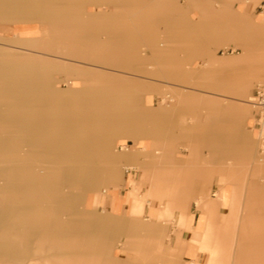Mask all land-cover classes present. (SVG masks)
Returning a JSON list of instances; mask_svg holds the SVG:
<instances>
[{
	"label": "rangeland",
	"instance_id": "obj_1",
	"mask_svg": "<svg viewBox=\"0 0 264 264\" xmlns=\"http://www.w3.org/2000/svg\"><path fill=\"white\" fill-rule=\"evenodd\" d=\"M180 1L170 0L168 6L160 11L163 16L159 19L157 32L152 35L160 40L137 44L140 61L135 62L136 66L130 70L124 65V55L112 57L110 63L102 64L85 55H72L70 50L61 49V38L65 36L61 29L57 30L53 23L51 26L45 22L40 26L38 24L47 12L40 11V8L46 5L54 8L56 4H62L61 1L0 0V35H15L14 39L0 38L4 46H10L0 52V264H108L109 256L116 252L125 257L122 264H141L143 256L135 257L134 252L125 251L122 247L127 236L135 235L128 222L132 217L128 215L118 220L110 218L105 214L108 212L105 204L88 209L83 202L88 181L96 185L100 180V168L104 167L97 151L98 139L110 132L111 125H117L118 117L113 112L118 109L111 107L114 98L109 97L108 91H115L116 96H122L127 89L124 85L134 82L159 88V91L138 92L141 107L148 106V99L157 106L172 107L168 118L158 120L164 132L169 126L174 128V124L180 129L188 127L191 132L198 130L200 134L204 133L205 127L209 133L213 124H229L227 129L224 127L223 133L232 136L223 141L218 138L214 141H196L188 136L179 139L178 143L149 144L150 155L144 159V163L123 164L122 171L135 173L137 169L149 173L151 158L159 156L165 159L163 164L174 168L178 160L188 158L184 150L194 149L204 161L202 159L191 165H208L207 174L215 173V168H218L223 173H232L239 182L247 179L260 191L261 205L264 206V95L263 98L259 95V91L264 94V49L253 48L261 45L258 42L262 36L242 35L250 40L244 46L238 44L222 48L211 43L210 49L217 56L226 58L248 53V57L238 66L217 69L201 80L207 61L195 54L194 46L197 43L188 38L190 34L187 29L185 33L176 32L178 28L175 29L173 25L176 20L174 12H185L190 15L192 22L203 13L199 5L216 3L215 0H184L182 4ZM145 3V0H79L78 7L84 14L127 11L133 15L146 9ZM110 15V33L116 37L121 29L114 13ZM28 19L32 22V31L26 35L19 24ZM51 19L54 21L53 16ZM10 20L17 25L9 24ZM92 29L95 35L106 36L102 32L105 27L101 25H95ZM66 36H70V33ZM167 38L171 41H167ZM150 45L170 46V52L176 55L172 56L170 69L158 63L154 50L148 48ZM98 54L96 51L93 55L95 57ZM64 65L71 69H63ZM87 77L95 80L85 81ZM103 77H110V86L104 85ZM242 85L248 94L241 97L235 92ZM182 89H198L203 104L195 109H176L181 102L173 91ZM211 98L224 106L239 101L238 98L248 104L251 117L244 122L242 130L250 131L254 143H243L238 137L242 130L231 128L234 124L229 114L224 112L225 109H209L205 101ZM88 109L93 112L87 114ZM90 117H102L104 120L94 121ZM158 122L157 119L154 121L155 131ZM145 124L143 130L149 134L152 123ZM146 137L149 143L150 135ZM121 139H118L117 149L123 147V142L124 146L134 149L127 145L130 140L127 136ZM90 141H94L96 146L95 151L88 154L84 146ZM73 144L75 146L71 148ZM144 182L149 184L145 192H142V184L134 190L136 199L142 205L141 210H135L134 213L138 218L167 226L171 234L176 226V217L171 213L166 193L169 189H175L179 194L187 188V183L167 186L165 180L162 185L152 186L150 176L145 177ZM207 191L211 193V187ZM221 197L227 198L226 193ZM260 212L257 219H247L249 223L252 219L260 222L258 227L251 228L255 230H252L255 239L245 244L243 264H264V210ZM219 217L220 214L214 219L218 220ZM119 220L127 222L120 229L128 231L124 234L120 230L116 241L117 232L113 225ZM164 221H167L166 224ZM110 228L113 233L109 241L103 244L105 252L93 258L96 238L108 234ZM144 235L143 232L138 234ZM158 237L156 233L152 235L146 264L165 263L167 249L172 242L167 239L165 248L159 250ZM188 260L185 257L184 264ZM110 262L120 264L113 258Z\"/></svg>",
	"mask_w": 264,
	"mask_h": 264
},
{
	"label": "crops",
	"instance_id": "obj_2",
	"mask_svg": "<svg viewBox=\"0 0 264 264\" xmlns=\"http://www.w3.org/2000/svg\"><path fill=\"white\" fill-rule=\"evenodd\" d=\"M44 1H61L62 3L60 5L56 4L54 8L52 5V7L46 5L42 9L40 8V11L44 10L47 12L44 16L42 15L44 19L38 22L39 26L42 22L47 23L49 26L53 23L57 30L59 28L61 29V33L65 35L61 38V43L63 44L60 47L61 49L70 50L72 55H85L87 58H93V61L102 64L110 63L112 57L115 58L117 55H124L126 57L124 65L131 70L136 66L135 62L140 61L137 52L139 46L137 44L143 41L151 43L160 40V38L152 35L157 32V27H159L160 23L159 19L163 16L160 11L165 9L167 2L170 0H145L146 3L144 6H146V9L135 12L133 15L127 11L87 12L84 14L79 10V0ZM180 2L182 4L184 0ZM215 3L216 5L212 3L199 5V10L203 13L198 15L195 21L193 20L192 22L190 15H186L185 12H174L176 20L173 22V25L175 29L178 28L176 32L185 33V29H187V32L190 34L188 38L197 43L194 46L196 49L195 54L204 57L207 61L201 75L202 78H200L201 80L215 73L217 69L238 66L248 57V53L226 58L217 56L210 49L211 43L218 44L222 48H229L231 45L235 47L238 44L244 46L250 40L248 37L246 38L242 35L258 34L262 36V39L258 42L261 45L254 46L253 48L264 49V0H215ZM111 13H114L115 18L118 19L117 21L121 29L116 37L110 33ZM52 16L54 17V21L51 19ZM123 18L124 21H122ZM126 18H130L131 20L127 21L125 20ZM196 21L198 22L197 24ZM130 23L131 25H129ZM9 24H13V26L17 25L15 21L11 20ZM123 24L125 25L123 26ZM19 25L23 27L24 34L29 35L31 33L32 30L30 27L32 22L30 19L22 21ZM95 25L105 27L102 32L106 36L99 37L95 35L96 32L92 29ZM190 27H194V29L190 30ZM75 28L79 30L77 31ZM67 33H70V36H66ZM141 34L150 35V37H143ZM14 37L15 35L13 37L0 35L2 39H14ZM166 40L171 41L170 38ZM4 45L2 40H0V52L4 48H10L9 45ZM148 48L154 50V56L159 64L161 63L163 67L165 66L164 68H171L172 56L175 57L176 55L170 52V46L150 45ZM96 51L99 54L94 57L93 54ZM65 62L68 63L71 61ZM166 65L170 66L167 67ZM62 68L71 69V67L66 65L62 66ZM91 80L95 79L90 77L85 79V81L89 82ZM103 82L104 85L110 86V77H103ZM124 86L127 89L124 91V95L119 97L116 96L115 91H108L110 93L109 97L114 98L111 107L118 109V111L113 112L118 117L116 120L117 125H111L109 127L110 132L98 139L97 151L104 163V167L100 168L98 173L100 180L96 185L93 181H88L87 191L83 197L84 204L88 209H95V206L98 207L105 204L108 210L105 214L117 220L128 215L132 217H130L131 219L128 222L134 229L135 235L127 236L122 247L125 248V251L134 252L135 257L143 256L141 264H146L148 260L149 249L152 244L151 238L154 233L159 236V243L157 245L159 250L165 248L167 239H170L172 242L171 247L167 249L168 255L164 264H184L185 257L189 259L187 264H212V260L215 264H228L227 259L231 255L230 250L234 243L232 258L236 259L240 257L243 260L246 242L255 239L252 232L253 229L251 228L258 227L260 222L252 219L249 223L247 219L248 217H255L257 219L256 216L261 213L260 210H264V206L261 205V193L257 187L251 185V182L247 179L239 182L233 178L234 175L232 173H223L222 169L220 170L218 168H215V173L207 174L208 165H191L203 159L200 158V153H196L194 149L190 151L184 150L183 153L188 158L178 160L174 168H170L168 164H163L165 159L160 156L151 158L152 165L149 173L147 170L138 171L137 169L134 170L135 173L130 170L124 172L121 168L123 164L142 165L144 159L150 155L149 144L151 146L155 143L157 145L163 144L164 142L168 144L170 141L177 142L179 139L188 136L192 139L195 138L196 141L198 139L200 141H214L217 138L223 141L224 138L232 136L228 133H223V130L227 129L229 124H213L209 129V133L208 128L205 127L204 133L200 134L198 130L191 132L188 127L187 129L185 127L180 129L177 124L178 127L174 124V128H169L170 124L167 123L169 127H167V132H164L162 128L160 129L162 124L158 120L168 118L172 107L170 108L169 105L157 106L151 99H148V106L141 107L139 105L140 97L138 92L140 90L142 92H150L159 91V88L135 82ZM243 88L244 86L242 85L241 89L236 90L235 93L241 97L247 95L248 90ZM197 90L182 89L173 91L178 95L181 102L180 106L176 107V109L185 107L195 109L201 106L204 101L201 99ZM238 100L237 102L227 103L225 106L213 98L206 100L205 103L208 104L209 109L215 111L225 109L226 111L224 112L229 114L230 121H233L232 123L234 124L232 126L230 125L231 128L241 131L244 122L251 117V109L247 106L248 104L246 102H242L244 101L243 99L238 98ZM89 105L90 103H88ZM92 112L89 109L87 110V114ZM90 118L94 121H98L99 119L104 120L102 117ZM156 119L158 123L155 131L154 121ZM147 122L152 123L149 134L146 131L144 132V127H142ZM249 132L244 129L239 134L238 137L241 138L243 143H254ZM124 135L130 139L127 145L134 147V149L124 146V142L122 143L123 147L117 149L118 139L122 141L121 138ZM147 135H150L149 143L147 141ZM74 146L75 144L71 145V148ZM95 146L94 141H90L85 144L84 148L88 154H91L92 151H95ZM209 165L212 166L213 164ZM171 175L173 178L170 179ZM148 176L151 177L152 186L162 185L161 183H164L165 180L167 181V186L179 182L187 183V188L181 193L179 192V194L176 193L175 189H169L166 193L171 213L176 217V226L171 234L168 232L167 226H162L160 223H153L147 219L138 218L134 213L135 210H141L142 208L140 201L135 197L134 190L142 184V192H145L149 184L144 182V178ZM229 177H231L230 180H228ZM205 178L211 179L210 185H207ZM208 187H211V193L207 191ZM223 193H226L227 198L224 199L221 197ZM147 210H150V207H147ZM200 210H204L206 216L203 215L200 217ZM209 212H212L214 217H208ZM218 214H220V219L215 220L214 218ZM198 216L199 220L197 221ZM115 222L113 229L117 232V241L119 231L121 230L122 233L126 234L128 230L123 231L120 229L127 222H121L120 220ZM166 222L164 221L165 224ZM111 230L110 228L109 233L103 237L96 238L93 258L99 255L101 256L105 252V246L103 244L109 241L108 238L113 233V230ZM142 232L145 235L138 236ZM199 252L201 255L198 256ZM117 253H112L109 259L114 258L117 263L122 264L125 261V257L121 253ZM110 260H108V264H111ZM95 264H98V262H95ZM231 264H234V262Z\"/></svg>",
	"mask_w": 264,
	"mask_h": 264
},
{
	"label": "bare ground",
	"instance_id": "obj_3",
	"mask_svg": "<svg viewBox=\"0 0 264 264\" xmlns=\"http://www.w3.org/2000/svg\"><path fill=\"white\" fill-rule=\"evenodd\" d=\"M66 69H69V68H66ZM263 87H264V85H263ZM263 114V113H262ZM230 175V174H229ZM228 175V176H229ZM231 179V177H229L228 178V180H230ZM205 181H206V183H207V185H210V182H211V179H209V178H205ZM246 183H247V181H246ZM203 195H205V194H203ZM207 196H208V194H207ZM205 197V196H204ZM201 211V214H200V217H202L203 215H205V212H204V210H200ZM211 215H213L212 214V212H209L208 213V217H210ZM206 216V215H205ZM238 218V217H237ZM222 219V218H221ZM257 222V221H256ZM237 225H238V223H237ZM243 225V224H242ZM163 228V227H162ZM153 229V228H152ZM154 230V229H153ZM160 230V229H159ZM199 233V232H198ZM190 244V243H189ZM234 246H235V243L232 245V249L230 250V254L232 255L234 252H233V250H234ZM195 247V246H194ZM198 247V246H197ZM227 248V247H226ZM237 248V247H236ZM239 248V247H238ZM190 250V249H189ZM189 250H188V252H189ZM197 250V249H196ZM223 251V250H222ZM172 252V251H171ZM191 252V251H190ZM194 253H196V252H194ZM171 254V253H170ZM185 254V253H184ZM197 255V254H196ZM229 256L228 257V259H227V261H228V264H231L232 262H234V264H243L244 262H243V260H242V258H240V257H237L236 259H234V258H232V256ZM194 258V257H193ZM195 259V258H194ZM201 259H203V258H201ZM112 260V259H111ZM113 260H115L114 258H113ZM212 264H215L214 263V261L212 260Z\"/></svg>",
	"mask_w": 264,
	"mask_h": 264
},
{
	"label": "built area",
	"instance_id": "obj_4",
	"mask_svg": "<svg viewBox=\"0 0 264 264\" xmlns=\"http://www.w3.org/2000/svg\"><path fill=\"white\" fill-rule=\"evenodd\" d=\"M259 95H260V97H262V98H263V96H262V95H264V94H262V93L259 91Z\"/></svg>",
	"mask_w": 264,
	"mask_h": 264
}]
</instances>
